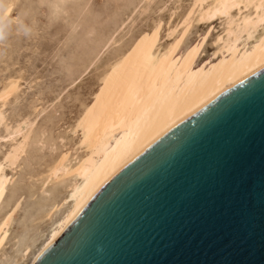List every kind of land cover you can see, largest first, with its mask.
Here are the masks:
<instances>
[{"label":"bare ground","instance_id":"6f19581e","mask_svg":"<svg viewBox=\"0 0 264 264\" xmlns=\"http://www.w3.org/2000/svg\"><path fill=\"white\" fill-rule=\"evenodd\" d=\"M191 2L185 15L180 18L179 14V21L168 28L167 44H160L163 31V21H160L147 32L143 29L144 33L104 65L102 72L107 75L106 81L92 90L73 124L70 128L67 126L76 136V141L64 146L43 170L29 175L30 187L35 186V181L39 182V192L45 195L62 188L58 197L33 222L46 220L49 221L48 227L40 237L36 235L28 242L18 237L13 253L7 252L5 246L24 200V195L14 186L15 173H19V164L31 149L55 150L56 138L49 137L44 128L37 131L38 116L42 112L34 117H21L12 124L6 123L3 108L12 96H17L21 81L18 77L12 78L4 85L0 91V127L5 125V130L0 134V141L10 142L0 153V208L11 186L19 194L7 204L0 216V264H35L120 169L202 107L264 68V0ZM216 22L220 25V32L212 40L213 53L202 59L214 31L211 25ZM200 25H208L209 30L196 42L186 43L192 29ZM118 38L115 32L102 44L79 78L96 61H100L107 50L119 46L124 40ZM241 47L245 50L239 55ZM202 62L207 66L215 65L203 74L195 73ZM63 126L66 127L65 124ZM61 139L64 140L63 137Z\"/></svg>","mask_w":264,"mask_h":264},{"label":"water","instance_id":"95a60500","mask_svg":"<svg viewBox=\"0 0 264 264\" xmlns=\"http://www.w3.org/2000/svg\"><path fill=\"white\" fill-rule=\"evenodd\" d=\"M35 264H264V68L120 169Z\"/></svg>","mask_w":264,"mask_h":264},{"label":"rangeland","instance_id":"374dc122","mask_svg":"<svg viewBox=\"0 0 264 264\" xmlns=\"http://www.w3.org/2000/svg\"><path fill=\"white\" fill-rule=\"evenodd\" d=\"M10 1L11 3L9 0H0V91L5 88L4 85L6 86L7 82H10L9 79L13 80L12 78L16 79L18 77L21 86L19 88L20 92L18 91L16 94L17 96H12L7 102L8 105L3 108L6 123L12 124L21 117H34V115L37 116L42 112L43 115L38 116L37 131L39 132L44 128L49 132V137L56 138L55 150L49 148L43 150L41 147L31 149L29 154L21 160L17 169L19 173H15L14 186L19 188V192L24 195V200L15 216L14 226L5 246L7 252L13 253L18 237H23V241L28 242L36 235L40 237V233L48 227L49 221L33 222L58 197L62 188L58 187L57 190L54 189L46 193V196L39 192V182L35 181L37 184L34 182L35 186L30 187L29 175L43 170L48 162L58 156L64 146L72 145L76 141V136L71 134L69 128L81 111L82 104L90 98L92 90L106 81L107 75L102 72L104 65L132 40L144 33V30L147 32L154 27L155 23L160 21H163L160 44L163 46L167 44L169 40L166 37L168 28L185 15L193 0ZM178 5H181L182 8ZM162 7H165V11ZM178 15L181 17L179 18ZM163 18H167V20L164 19V21ZM169 21L173 22L170 24ZM149 22L152 24L150 25ZM218 25V22L211 25L216 33L212 31L204 48L202 59L213 53L214 47L211 44L220 32V25ZM208 30V25L194 27L186 43L196 42L198 37ZM115 32L116 38H124V40L118 44L119 46L107 50L104 57L100 61H96L95 65L89 67L87 72L79 78L87 65L100 51L102 44ZM244 50L245 47H241L239 55ZM214 65L207 66L202 62L194 72L203 74ZM98 75L99 79L97 80ZM58 98L61 99L57 101ZM46 105L48 106L45 107ZM50 106L51 108H49ZM43 111L46 112L43 113ZM64 124L69 128L64 127ZM4 128L5 125L2 128L0 127V134H3ZM63 129L65 130L63 131ZM65 135L67 136L65 137ZM8 142L10 141H5V143L0 141V153L6 150L5 147L9 145ZM12 187H10L0 208V216L7 204L19 194ZM33 192L35 196L32 195Z\"/></svg>","mask_w":264,"mask_h":264}]
</instances>
